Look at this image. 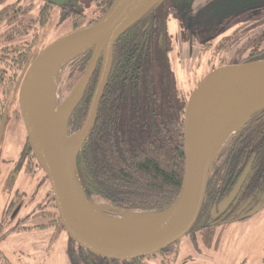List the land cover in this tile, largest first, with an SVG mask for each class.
Masks as SVG:
<instances>
[{
	"label": "trees",
	"instance_id": "16d2710c",
	"mask_svg": "<svg viewBox=\"0 0 264 264\" xmlns=\"http://www.w3.org/2000/svg\"><path fill=\"white\" fill-rule=\"evenodd\" d=\"M91 1L94 3L91 17L87 18L78 11H73L72 16L68 14L72 30L98 21L115 0ZM53 5L55 3L45 0L35 12L32 0H0V124L13 81L18 72L32 62L36 36L47 25ZM67 5L71 6V0L62 4L63 11ZM151 12L116 41L111 75L100 103L97 122L76 162V179L86 200L108 206L110 210L107 213L113 216L126 211H163L175 202L182 186L183 124L189 93L172 79L173 72L168 66L169 52H154L145 63V69L143 64L141 83L130 73L131 69L134 72L139 60L140 24ZM258 51L252 52L247 61L264 59ZM92 53L93 46H89L65 62L58 85L60 82L67 84L77 73L84 74ZM100 65L101 60L70 117V134L78 130L85 119ZM15 116L21 119L19 110L15 111ZM27 149H30L28 140ZM254 153L253 166L241 189L244 195L264 185V109L245 122L216 157L208 178L202 212L210 209L220 195L232 189ZM30 160L35 161L32 153ZM80 254L78 262L82 261Z\"/></svg>",
	"mask_w": 264,
	"mask_h": 264
},
{
	"label": "water",
	"instance_id": "95a60500",
	"mask_svg": "<svg viewBox=\"0 0 264 264\" xmlns=\"http://www.w3.org/2000/svg\"><path fill=\"white\" fill-rule=\"evenodd\" d=\"M49 1L62 5L67 0ZM163 1L115 0L95 23L73 29L43 48L24 70L18 87V110L29 147L46 173L63 230L80 248L112 261L152 257L188 235L202 212L210 171L221 152H214L218 134L233 124L234 117L240 112L243 113L242 122L264 109V59L221 65L208 72L191 92L185 108L184 172L175 202L160 212H124L159 215L149 230L135 238L113 240L98 231L82 206L96 205L86 200L76 179L77 158L97 122L116 41ZM89 46H93V53L87 69L62 103L66 111L54 127L43 109L47 83L70 57ZM72 51L74 54L67 57ZM100 60L99 77L85 119L81 127L70 134V117L83 98ZM5 120L6 112L0 127V140ZM254 157L248 161L229 195L219 203L217 215L224 213L237 199ZM77 188H80L81 197L76 195ZM216 210L217 206H214L213 212Z\"/></svg>",
	"mask_w": 264,
	"mask_h": 264
},
{
	"label": "rangeland",
	"instance_id": "374dc122",
	"mask_svg": "<svg viewBox=\"0 0 264 264\" xmlns=\"http://www.w3.org/2000/svg\"><path fill=\"white\" fill-rule=\"evenodd\" d=\"M32 2L35 4L36 12L39 7L45 3V0H32ZM93 10L94 3L91 0H71V6L67 5L65 11L62 10V5H53L47 25L39 32L38 36H36L33 57L52 41L72 30L70 15H73V11L83 13L89 18L92 16ZM69 13L70 15H68ZM248 17L249 20L253 22L248 29L249 33L264 31V10L255 11ZM241 21L242 19L238 20L236 23ZM246 27H244L243 30L246 29L245 31H247ZM238 28L240 31L239 25ZM180 30L181 29H178L173 24L172 26L170 24V31L175 35L174 37L177 38L178 41L177 50L180 55V60L174 58L175 54H173L171 58L173 63H178L179 61L183 62V68L175 67L174 69L176 71V76L184 80L185 90L188 91L189 96L199 81L213 69L211 66L212 61L215 66H219V64L223 63L236 64L239 63L243 57L247 56L252 49L258 47H260V49L264 48L263 35L190 36L189 32L187 34ZM200 37H203V40H200ZM26 38H30V36H26ZM73 57L74 56L70 57V59ZM26 68L27 67L18 72V77L13 81V86H11L9 95H7L6 99L8 102L5 111L6 120L0 140V223L6 211L5 208H7V204L18 197V195H16L17 192L20 193V202L16 205H21V203L25 205L31 201L29 200L30 186H27V184L31 181V173H37V171H33L35 169L30 168L26 174L23 168H21L22 161L24 160L25 147L27 146V135L22 119L15 116V111L18 110V87ZM62 69L59 68L55 72L56 74H53L54 88L52 89L53 94H51L50 99L56 105H62L84 75H79L77 73L76 77H70L67 84H61L60 82L58 85V80H60V76L63 72ZM85 71L83 73H85ZM4 115L2 116L3 118ZM245 121L244 119L242 122L240 121L233 125L230 124L223 128L214 143V152L217 153L223 150ZM47 186L49 189L50 186ZM259 199V195H256L250 202L252 203L250 208L254 209L260 202ZM245 200L246 198L244 197L240 204H237L236 208L243 206ZM247 203L248 201L245 203V206ZM8 207L10 208V206ZM96 207L100 209L101 213L112 218H119L124 214V212H120L118 215L113 216L107 213V211L110 210L108 206L96 205ZM238 212L234 211L230 217L237 215ZM23 213L24 211H22L21 216ZM45 220H47V218H45ZM194 227L197 229V226ZM195 228H193V231L186 235L180 242V259L191 256L195 258L196 263L200 264H264V206L246 219H239L233 222L228 221L225 225H213L206 231L201 229L200 232H195L197 231ZM35 238L37 240H31V243L35 244L34 247L39 251L40 257L46 258L50 261V264H70L68 256L69 237L64 230L57 234L50 245L48 244L50 233L36 236ZM20 240L29 243L26 238H20ZM41 242H43V244H41ZM10 243L13 245L18 244L13 241V239ZM172 249L169 250L171 251L170 259H173L175 256L174 254H176V248L173 247ZM25 256H28V254ZM167 256H169V254ZM157 259L158 258L153 256L145 259L143 263L140 264H159ZM162 262L163 261H161V263ZM163 263L165 264V262Z\"/></svg>",
	"mask_w": 264,
	"mask_h": 264
},
{
	"label": "flooded vegetation",
	"instance_id": "af4514ba",
	"mask_svg": "<svg viewBox=\"0 0 264 264\" xmlns=\"http://www.w3.org/2000/svg\"><path fill=\"white\" fill-rule=\"evenodd\" d=\"M260 10H264V0H164L154 7L150 15L140 24V27L142 25V30L138 34V36H141V41L138 44L139 60L136 62L137 65L134 72H132L131 69L130 73L135 80L138 79L141 83L144 75L143 64L145 69V63L153 57L154 52L156 54L160 52L164 54L166 51L169 52L167 53L168 66L173 72L172 79L174 83L179 88L186 89L184 80L176 76V71L174 69L175 67L183 68V62L179 61L178 63L175 62V64L172 62L171 58V56L175 54L174 58L179 59L180 55L177 50L178 41L177 38L174 37L175 35L170 31V24L171 26L173 24L187 34L189 32L190 36H264V31L259 33L257 31L249 33L248 31L253 23L249 20L248 16ZM240 19H242V21L236 23ZM238 25L241 29L240 31ZM244 27L247 28V31H245L246 29L243 30ZM200 38V40H203V37ZM256 49L259 50L258 52H261L258 55L264 56V48L260 49V47H258L252 49V51L239 62L247 61L249 58L248 56L252 52L254 53ZM212 62L211 66L213 69L218 67ZM221 65H227V63L219 64V66ZM107 87L108 86H106L105 91ZM30 150L31 149H27V146L25 147L24 160L22 161L21 168H23L26 174L30 168L35 169L33 171H37V173H31V181L27 184V186H30L29 200L31 201L25 205L24 203L16 205L20 202V193L17 192L16 195H18V197L12 202H9L8 206H10V208L6 209L4 212V216L0 223V264H50V261L46 258L39 256V251L34 247L35 244L31 243V240H37L35 238L36 236L50 233L48 243L50 245L57 234L61 233L63 230L51 188H47L49 181L46 173L36 159L35 161L30 160L32 153ZM254 155L256 156V154ZM231 190L228 193L220 195L221 197L219 196L220 198L211 205L210 209H206L201 213V217L199 216L200 219L198 218L195 224L197 229L193 227L197 230L195 232H200L201 229L206 231L213 225H225L228 221L233 222L239 219H246L264 206V185H261L255 192L249 195L241 194L240 190L237 199L230 204L227 210L217 215L219 212V203L229 195ZM256 195H259L260 202L258 201L259 203L256 207L254 205L255 208L253 209L250 208L252 204L250 202ZM244 197L246 198L243 203L244 205L236 208L237 204H240ZM247 201L248 203L245 206ZM214 206H217L215 212H213ZM22 211H24V213L21 216ZM234 211L239 212L237 215L230 217ZM250 213L252 214L246 217ZM45 218H47V220H45ZM192 231L193 229L188 234ZM20 238H26L29 243L21 241ZM12 239L20 245H13L10 243ZM180 242L181 241L174 244V248H176V254H174L175 258L170 259L171 251L169 250L171 248L169 247L157 255H154V257L158 258L159 264H164L163 262H165V264H200L196 263L195 258L191 256L179 258ZM41 244H43V242H41ZM79 248L80 247L69 238L68 256L70 264H77L80 262V264H140L143 263L145 259H148L112 261L97 256L90 257L85 254L84 251H80ZM26 254H28V256H25ZM79 254L82 258L80 262H78ZM168 254L169 256H167ZM161 261L163 262L161 263Z\"/></svg>",
	"mask_w": 264,
	"mask_h": 264
},
{
	"label": "bare ground",
	"instance_id": "6f19581e",
	"mask_svg": "<svg viewBox=\"0 0 264 264\" xmlns=\"http://www.w3.org/2000/svg\"><path fill=\"white\" fill-rule=\"evenodd\" d=\"M76 51V50H75ZM75 51L70 52L68 56L74 54ZM56 74V73H55ZM53 79H50L46 86V101L43 103V109L54 127H57V122L62 119L66 111L65 105H56L51 101V94H53ZM53 97V96H52ZM238 116L234 117V123L241 121L243 113L240 112ZM232 124V125H233ZM76 195L81 197L80 188L75 190ZM83 204V203H82ZM86 212V216L98 229V231L105 237L113 240H125L135 238L151 228L153 222L159 216L158 214H144L138 215L135 213H124L119 218H112L100 212L96 206L82 205Z\"/></svg>",
	"mask_w": 264,
	"mask_h": 264
}]
</instances>
